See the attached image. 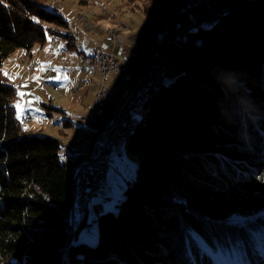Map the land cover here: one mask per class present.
Returning a JSON list of instances; mask_svg holds the SVG:
<instances>
[{
	"label": "trees",
	"instance_id": "1",
	"mask_svg": "<svg viewBox=\"0 0 264 264\" xmlns=\"http://www.w3.org/2000/svg\"><path fill=\"white\" fill-rule=\"evenodd\" d=\"M168 1L143 10L135 53L148 67L162 54L156 32L178 20L182 6L185 13L203 5ZM210 19L190 24L185 42L167 37V70L175 43L182 70L167 81L164 71L158 86L146 89L127 137V150L138 157L135 176L117 211L98 215L95 235L88 208L74 224L75 165L62 158V141L23 128L13 103L17 87L4 70L18 49L30 55L50 37L76 49L70 22L43 0H0V264H65L64 257L66 264H219L215 251L236 254L235 264H264L255 232L264 231V0H244ZM221 69L239 75L258 119L221 115L234 100L216 81ZM246 211L259 214L247 218ZM81 228L96 243L80 240Z\"/></svg>",
	"mask_w": 264,
	"mask_h": 264
},
{
	"label": "rangeland",
	"instance_id": "2",
	"mask_svg": "<svg viewBox=\"0 0 264 264\" xmlns=\"http://www.w3.org/2000/svg\"><path fill=\"white\" fill-rule=\"evenodd\" d=\"M43 1L47 4L48 8L56 9L63 17L69 20L70 30L73 31L76 46L78 50H84L85 54H91L96 42L101 41L100 43H104L103 39L105 40V35L100 34L99 31L101 29L118 28L121 35L126 37V23H130L134 31L141 36L137 44V51H139L142 48V32L145 26L143 10L169 2L168 0ZM243 1L211 0L208 4H206L207 1H202L203 5H199L185 13L186 6H182L179 12L183 13L178 20L192 24L194 27L207 26L212 23L210 17H212L213 13L217 14L221 10L227 12ZM209 5L212 6L213 11L209 10ZM72 18H74L73 21L71 20ZM173 18L174 16L166 22L165 27L160 28L156 32L153 40L157 45L160 44L158 40L161 41L158 38V32L170 33L169 30L175 28V22L172 24ZM79 22L82 30L79 28ZM130 26L128 24L129 28ZM83 27L88 30V37L92 40L91 43L85 41L86 35L84 34ZM93 34H96V36ZM177 34L176 32H171L170 37L175 38ZM99 37L100 39L97 41ZM161 45L160 49H162V53L166 49L164 48V42ZM106 47L110 49V46L106 45ZM78 50L61 48L60 52L64 54L61 57L49 50L43 52L36 45L33 48L34 56L30 59H23L24 57H22V53H19L18 49L10 59L5 61L4 70L8 74L9 81L17 87V95L13 101L17 116L22 119L24 114L28 113L30 115V119L22 123L23 128L34 133L47 134L59 138L63 145L66 144L71 149L68 150L69 153H71L72 149H75L84 155L88 153L89 142L81 144L77 141L76 137L81 130L84 115L88 113L99 92L103 88L106 91H103L100 97L105 114L103 112L104 119L102 114L92 121L90 127L93 131L98 130L99 126L104 127L106 124L109 125L110 114L114 112L120 115L135 92L141 87L145 88L150 84L151 80L148 76L153 64L148 67V62L142 60L144 56L137 59V53H133V56L128 60H131L130 62H119L120 70L118 72H111L108 77H104L99 72V66H95L93 70V68L81 64ZM172 51L177 53V57L175 59L170 57L169 62L173 64V69L170 68L166 71L168 74L165 77V81L171 77H175L182 70V46L175 43L172 46ZM112 52L114 53V50ZM16 55L19 56V59ZM67 59H69V62L65 64ZM15 60L17 61L14 62ZM26 61L31 62L26 64ZM52 62H54V67H50L49 65ZM29 66H32V69L29 70ZM42 69L43 72H41ZM171 69L172 72L170 73ZM43 82H48L50 85L44 86ZM141 82L142 86H139ZM21 92L24 93L23 96L19 95ZM18 103L21 105L19 109L17 108ZM142 110L143 102H140L137 108L132 107V110L125 119L127 137L133 131L136 121L142 115ZM93 141L95 142V148L90 155L91 158H94L96 155V147L101 144L105 145L107 138L101 134L97 139L94 138ZM63 152H65V147L61 148V155ZM77 157H79L78 154ZM68 161L75 163V158L70 156ZM137 164L138 157L136 153L127 150L124 156H120L117 148H113L109 159V167L97 191V196L92 197L88 201L87 222L93 234L96 235V221L99 214L108 209L117 211V205L124 197V191L129 181L135 176ZM262 190L264 191V186ZM103 197H110V201L105 202ZM245 213L247 218H254L259 214L258 211H246ZM255 232L258 234L259 239L263 240L264 244V231L257 229ZM95 235H91L86 229L81 228L78 238L89 244H94L96 243ZM213 255L219 264H235V261H237L236 254H230L229 252L215 251ZM2 264H21V262L18 259L12 258Z\"/></svg>",
	"mask_w": 264,
	"mask_h": 264
},
{
	"label": "bare ground",
	"instance_id": "3",
	"mask_svg": "<svg viewBox=\"0 0 264 264\" xmlns=\"http://www.w3.org/2000/svg\"><path fill=\"white\" fill-rule=\"evenodd\" d=\"M203 1L210 2L211 0H203ZM201 2L202 0H191L188 2V5L198 4ZM219 13L220 11L216 15H218ZM173 19H174L173 21H175V28H172L171 30H169L170 33L176 32V34L177 33L180 34L179 41L185 42L186 33L189 31L192 32L193 27L190 25V28L183 29L184 27H187V23L181 22L180 20H177L175 18ZM121 26H124V25H121ZM181 29H183L182 32H181ZM99 32L100 34L102 32H106L105 41H112L113 34L116 37L123 38L120 32V29L118 28H105V29H101ZM170 33H164V35H170ZM166 40H167V37L165 38L164 43L166 42ZM86 42L89 43V41H86ZM161 43L163 42H160V45ZM137 49H138V45L133 46V53H135ZM112 51L113 50H108V58H112V62H106L103 50H95V54L93 52L91 54L81 53L80 54L81 64L84 66L92 67V68H94L95 66H99L104 77L108 76L110 72H118L119 71L118 68H115V67H120L119 62L122 61V58H119V56H115V50H114V53ZM68 62H69V59L65 61V64H67ZM53 66H54V62L51 63V67ZM167 67L168 66H167L166 58H164V60H160L158 76H154L152 79L151 85L146 87L144 90H142L141 94H137L135 98L129 101L124 107L123 111L121 112L122 127H121V135H120V140H119V152H123L124 155L127 152V147H126L127 146V136H126V131H125V119L127 118L130 111L132 110V107L137 108L138 104L143 101L144 97L146 96V89L152 86H158L159 79L162 76V73L167 70ZM29 69H32V66H29ZM45 83H48V82H45ZM103 91L106 92L105 89L103 88L102 91H100V97L102 96ZM103 112H104V108H103L102 101L100 100V102L98 103V110H96V102H94L92 106H90L88 113L85 115L81 130L77 134V137H76L77 141L81 144L83 143L86 144V142H89V148H88V153L83 158L77 161L75 168H74V194H75L74 202L75 203H74L73 212H72L73 218L75 217L74 220L82 216V214L87 210L89 199L97 196L96 190H88L86 193H84V202L78 203L77 211H76V201L78 198V182H79V174L81 173V169H82V163H84V161L87 160V156H90L95 148V142L93 141L95 138L94 137L95 131L91 129L90 125L92 121L95 120V118L97 119L98 116L102 115ZM86 118H90V121L86 122ZM28 119H30V115L28 113L24 114L22 119H20L21 124ZM98 146H105V145L101 144ZM97 147H96V155H97ZM62 158L66 159L67 156L62 155ZM102 182H103V179H102ZM103 199L105 202L110 201V197H104ZM77 223L78 222L75 220L74 224H77Z\"/></svg>",
	"mask_w": 264,
	"mask_h": 264
},
{
	"label": "built area",
	"instance_id": "4",
	"mask_svg": "<svg viewBox=\"0 0 264 264\" xmlns=\"http://www.w3.org/2000/svg\"><path fill=\"white\" fill-rule=\"evenodd\" d=\"M189 1L191 0H187L186 3L188 4ZM216 17H218V15L213 13L211 18L215 19ZM188 28H190V24H187V27H184L183 29H188ZM183 29H181V32ZM83 30L85 32L84 34L86 35L85 41H89V43H91V39L88 37L89 36L88 30L85 29L84 27H83ZM105 33L106 32H102L101 35H105ZM157 35H158V38L161 40V41L158 40L159 43L164 42L165 38L170 36V35H164V32L163 33L158 32ZM179 36L180 34H177L175 38L179 40ZM106 42L109 44L110 49L103 45H96L92 50L94 54H95V50H103L106 62H112V58H108V50H115V56H119V58H122V61H128L131 58V56H133V46L132 47L125 46V44L122 42V38L116 37L113 34V40L106 41ZM164 58H165V53L163 51L159 61L155 65L154 69L150 71V74L148 76L151 82L154 76H158L160 60H164ZM115 68H118V70H120V67H115ZM151 82L148 86L151 85ZM43 84L44 86L50 85L49 83H45V82H43ZM145 88L141 87L140 89H138L133 95L132 99L135 98L137 94H141L142 90H144ZM95 102H96V110H98V103L100 102V92ZM89 121H90V118H86V122H89ZM114 122H113L114 126L110 134L107 137V142L105 146H98L97 155H95L94 158L87 156V160L84 161V163H82L81 173L79 174L78 198L76 201V211H77L78 203L84 202V193H86L88 190H96V193H97V189H99V187L101 186L102 179H104L105 174L108 170L109 159L112 154L113 148L116 147L118 150V154L120 156H124L123 152H119V140H120V135H121V127H122L121 113L120 115L116 116Z\"/></svg>",
	"mask_w": 264,
	"mask_h": 264
},
{
	"label": "crops",
	"instance_id": "5",
	"mask_svg": "<svg viewBox=\"0 0 264 264\" xmlns=\"http://www.w3.org/2000/svg\"><path fill=\"white\" fill-rule=\"evenodd\" d=\"M72 21L74 20V18H72L71 19ZM128 24H129V26L131 25L130 23H126V26H127V31H126V33L125 34H127V36L126 37H124L123 36V38H122V42L127 46V47H132V46H135V45H137L138 43H139V40H140V35H139V33H137V32H135L134 31V28L132 27V26H130V28L128 27ZM79 28L81 29L82 27H81V24H80V22H79ZM71 29V26H70V28H69V32L70 33H72L73 34V31L72 30H70ZM82 30V29H81ZM83 32V31H82ZM74 35V34H73ZM94 36H96V34H93ZM98 37V36H97ZM100 39V37L99 38H97V41ZM102 39V38H101ZM103 41H104V43H106V44H102V43H100L101 41H99V42H96V44L94 45V46H96V45H103V46H109V44L103 39ZM91 42H92V40H91ZM35 48V47H34ZM61 48H63V49H65V46H64V41L62 40V38H59V37H50L49 38V40H48V42L45 44V45H43L42 47H40L39 46V49L40 50H42L43 52L46 50H49V51H52V53H56V55H58V56H61V57H63L64 56V54L62 53V52H60L61 51ZM94 48V47H93ZM93 48H92V50H93ZM75 50H78V47L76 46V49ZM19 53H22V57H24L23 59H30V58H32L33 56H34V53H33V50H32V52H31V54L30 55H27V54H25L24 52H23V50L22 49H19ZM17 52V51H16ZM78 52L81 54V53H85L84 52V50H78ZM92 53V52H91ZM19 55V54H18ZM18 55H16L17 57H18V59H19V56ZM39 57V56H38ZM17 59V60H18ZM17 60H15L14 62H16ZM131 61V60H130ZM130 61H128V62H130ZM29 62H31V61H26V64H28ZM128 62H123V63H128ZM50 65V67H51V63L49 64ZM55 66H56V64H55ZM84 66V65H83ZM54 67V66H53ZM87 67H89V66H87ZM154 67H155V65H153L151 68H150V71L152 70V69H154ZM42 68L44 69V67L42 66ZM92 68V67H91ZM29 69V68H28ZM43 69L41 70V72H43ZM99 69V68H98ZM30 70V69H29ZM93 70H94V68H93ZM92 70V71H93ZM101 69H99V72H100V74H102L101 73V71H100ZM46 72V71H45ZM95 73V72H94ZM111 73V72H110ZM110 74H108V76H109ZM107 76V77H108ZM142 84V82L141 83H139V86ZM15 85V84H14ZM16 86V85H15ZM142 86V85H141ZM137 89H138V87H137ZM136 89V90H137ZM131 99V98H130ZM129 99V100H130ZM126 106V105H125ZM86 110H87V108H86ZM104 114H105V110H104ZM104 114L102 115L103 116V119H104ZM86 115V114H85ZM85 115H84V117H85ZM116 116H118L116 113H111L110 114V116H109V120H108V122H109V125H105L104 127H102V126H99V128H98V130H96L95 131V139H97V137L99 136V135H101L102 134V136H106V138L108 137V135L110 134V132H111V130H112V128H113V122H114V119L116 118ZM20 119V118H19ZM70 122V121H69ZM25 129V128H24ZM26 130V129H25ZM26 131H28V132H32V131H29V130H26ZM36 133V132H35ZM65 147V152H63V154L62 155H66L67 156V160L69 159V157L71 156L72 158L74 157L75 158V165H76V163H77V161L78 160H80L81 158H83L86 154H82V152H80V151H78V150H73L72 149V151H70L71 153H69V151L68 150H71V149H69L68 148V145H66V144H62V148H64ZM77 154L79 155V157H77ZM90 158V157H89Z\"/></svg>",
	"mask_w": 264,
	"mask_h": 264
},
{
	"label": "clouds",
	"instance_id": "6",
	"mask_svg": "<svg viewBox=\"0 0 264 264\" xmlns=\"http://www.w3.org/2000/svg\"><path fill=\"white\" fill-rule=\"evenodd\" d=\"M216 81L226 96L234 97L231 109L221 107V115L225 119L231 121L233 114L239 116L242 122L258 119V116L254 115L257 112L255 105L250 97L243 94V83L235 71L219 70L216 74Z\"/></svg>",
	"mask_w": 264,
	"mask_h": 264
},
{
	"label": "snow or ice",
	"instance_id": "7",
	"mask_svg": "<svg viewBox=\"0 0 264 264\" xmlns=\"http://www.w3.org/2000/svg\"><path fill=\"white\" fill-rule=\"evenodd\" d=\"M5 75H8L7 74V72H5ZM66 78V77H65ZM19 95H21V96H23L24 95V93L23 92H21V93H19ZM21 107V105L18 103L17 104V108L19 109ZM39 111V110H38Z\"/></svg>",
	"mask_w": 264,
	"mask_h": 264
},
{
	"label": "water",
	"instance_id": "8",
	"mask_svg": "<svg viewBox=\"0 0 264 264\" xmlns=\"http://www.w3.org/2000/svg\"><path fill=\"white\" fill-rule=\"evenodd\" d=\"M64 263H65V264L67 263V259H66V257H64Z\"/></svg>",
	"mask_w": 264,
	"mask_h": 264
}]
</instances>
